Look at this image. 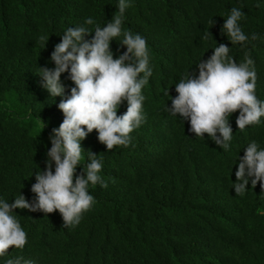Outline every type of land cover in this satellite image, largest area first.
<instances>
[{"label":"trees","instance_id":"obj_1","mask_svg":"<svg viewBox=\"0 0 264 264\" xmlns=\"http://www.w3.org/2000/svg\"><path fill=\"white\" fill-rule=\"evenodd\" d=\"M116 3L0 0V198L11 202L22 192L31 202L32 174L45 168L49 132L64 118L58 108L62 98L50 97L40 85L39 66L54 67L50 54L66 28L83 24L88 16L102 27L119 14ZM257 4L132 0L122 29L145 38L153 68L142 89L145 120L130 133L127 147L110 151L96 130L89 133L82 141L81 165L88 162V151L98 154L108 186L89 187L95 202L74 227H64L58 210L45 215L16 209L27 242L23 249L10 246L0 264L16 256L35 264H264V192L259 182L249 183L243 195L232 187L238 154L251 140L264 147V117L241 131L239 110L234 112L228 152L207 133L196 137L187 121L166 111L170 96L177 95L175 83L221 42L237 63L252 59L255 94L264 100V0ZM233 7L244 13L239 23L248 39L243 46L231 45L221 32ZM205 30L210 34L202 40ZM111 49L114 58L125 50L116 40ZM66 76L67 95L73 83ZM126 109L124 102L118 115Z\"/></svg>","mask_w":264,"mask_h":264},{"label":"clouds","instance_id":"obj_2","mask_svg":"<svg viewBox=\"0 0 264 264\" xmlns=\"http://www.w3.org/2000/svg\"><path fill=\"white\" fill-rule=\"evenodd\" d=\"M131 3L132 0H117L119 14L102 27L88 16L83 24L66 28L50 54L54 67L39 66L36 74L41 78L40 85L50 97L62 98L58 108L64 118L49 132L51 146L46 148L45 168L32 174L35 182L30 190L35 195L31 202L22 192L11 202L0 198V257L6 255L10 246L23 249L27 242V234L14 214L16 209L40 211L45 215L58 210L64 227L78 225L83 213L95 202L89 187L108 186L100 175L102 161L98 154L88 151V162L81 165L85 150L82 141L96 130L99 142L109 151L117 145L127 147L130 133L144 122L146 97L142 89L148 84L153 68L145 38L122 29L123 14ZM243 15L241 9L233 7L221 26L231 45L243 46L248 39L239 23ZM209 34L205 30L201 39L207 40ZM113 40L125 48L115 58L111 49ZM212 49L207 59H201L195 69L191 68L175 83L177 95L173 97L169 90L166 92L171 100L166 111L187 121L189 131L196 137L205 138L207 133L216 145L228 151L233 139L229 117L239 110L236 125L241 131L248 125H258L264 117V100L255 94L256 71L251 58L237 63L229 55L230 47L222 42ZM65 73V79L73 83L67 95L62 79ZM124 102L127 109L118 115ZM243 150L244 154H238L234 163L237 165L236 180L232 183L235 193L243 195L249 183L256 186L258 182L264 192V147L251 140ZM78 166L82 167L80 173ZM3 264L35 262L16 256L5 259Z\"/></svg>","mask_w":264,"mask_h":264},{"label":"bare ground","instance_id":"obj_3","mask_svg":"<svg viewBox=\"0 0 264 264\" xmlns=\"http://www.w3.org/2000/svg\"><path fill=\"white\" fill-rule=\"evenodd\" d=\"M154 23V22H153ZM182 36V35H181ZM202 47V46H201ZM250 129V128H249ZM244 139V138H243ZM238 142V141H237ZM185 148V147H184ZM229 152V151H228ZM197 160V159H196ZM193 161V160H192ZM198 163V162H197ZM187 165V164H186ZM199 166V165H198ZM185 167V166H184ZM187 167V166H186ZM199 174V173H198ZM203 174V173H202ZM207 183V182H206ZM209 183V182H208ZM218 185V184H217ZM212 188V187H210ZM249 220V219H248ZM234 228V227H233Z\"/></svg>","mask_w":264,"mask_h":264}]
</instances>
